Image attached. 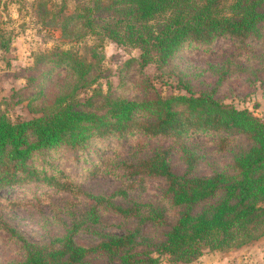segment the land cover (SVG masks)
<instances>
[{
  "label": "trees",
  "instance_id": "trees-1",
  "mask_svg": "<svg viewBox=\"0 0 264 264\" xmlns=\"http://www.w3.org/2000/svg\"><path fill=\"white\" fill-rule=\"evenodd\" d=\"M37 5L42 17L53 12L46 2ZM56 25L71 41L94 34L139 48L124 64L134 69V92L94 90L82 97L104 76L71 47L41 53L27 68L26 84L11 97L27 101L35 114L14 121L0 105V231L22 252L4 264H94L96 258L158 264L163 253L192 262L206 250L263 237L264 118L218 99L214 87L196 92L189 65L175 58L185 44L206 48L229 39L233 51L207 67L217 83L233 71L256 77L264 70V0H78ZM152 63L156 78L145 71ZM166 74L176 77L167 93L155 82ZM48 80H54L51 97ZM112 138L127 147L109 150ZM218 153L228 161L203 175L201 162ZM175 156L185 165L182 173L174 169ZM66 161H84L82 170L72 173ZM91 174L119 183L110 192L87 190L83 181ZM150 180L162 183L153 199L143 195ZM23 187L39 188L35 199L56 207L51 218L64 223L47 240H30L7 214L25 203L13 193ZM110 216L117 217V230L106 229ZM82 233L94 242L79 243Z\"/></svg>",
  "mask_w": 264,
  "mask_h": 264
},
{
  "label": "rangeland",
  "instance_id": "rangeland-1",
  "mask_svg": "<svg viewBox=\"0 0 264 264\" xmlns=\"http://www.w3.org/2000/svg\"><path fill=\"white\" fill-rule=\"evenodd\" d=\"M43 1L53 8V12L42 17L38 10V2ZM78 0H0V43L6 41L8 47L0 46V105L7 115L14 121L31 118L35 113L27 101L16 102L17 97H11L14 91L26 84L27 68L41 53L47 52L57 46L73 48L81 53L86 59L96 63L104 77L89 89L83 91L82 97L91 94L94 90L106 93L111 90L114 95L130 96L133 94L132 82L135 77L133 68H125L127 59L137 56L140 49L130 45H122L106 38L103 41L97 35L88 34L78 41L64 38L62 30L56 22H61L64 13H70L75 9ZM98 45V48H97ZM92 48H97L99 57H94ZM234 44L229 39H219L212 46L203 48L185 44L179 50L175 64L184 67L189 65L193 89L198 92L205 88H215V96L238 108H248L255 115L264 118V70L255 76H250L246 71H233L226 79L218 82V77L208 70L211 63L223 61L233 51ZM125 68V69H124ZM146 73L150 77L156 76V65L147 66ZM156 78V77H155ZM174 75H163L155 79L158 87L166 93L175 87ZM54 80L45 83V92L50 97L54 90ZM185 92L184 89L181 90ZM110 149L127 147L124 141L118 138L110 139ZM98 145H104L98 143ZM201 162L200 172L203 175L210 174L213 166L228 161L225 154H216ZM82 162L66 161L65 165L72 173L82 170ZM174 169L184 172L185 165L175 156L172 159ZM86 164L85 166H88ZM81 168V169H80ZM84 187L94 192H110L118 185L106 176L89 175L84 181ZM159 180H150L147 190L143 193L145 198L153 199L161 191ZM29 189V190H28ZM39 188L23 187L13 191L19 197L25 198V203L14 209L8 210L10 220L21 233L33 241H44L56 234L64 223L53 220L51 214L57 212L56 207L48 203L39 202L35 199V193ZM36 191V192H35ZM4 194L6 190H2ZM50 196V195H49ZM49 198V197H48ZM38 202V203H37ZM59 214V213H56ZM107 230H117V217L110 216L104 219ZM81 244H92L95 237L91 233H82L76 237ZM22 252L18 243L13 241L9 234L0 231V264L12 259H21ZM94 264H107L103 258H96ZM158 264H264V236L248 243L240 248L231 250H206L197 260L192 262H175L167 253L160 254Z\"/></svg>",
  "mask_w": 264,
  "mask_h": 264
}]
</instances>
